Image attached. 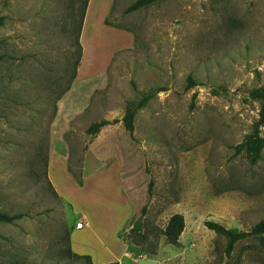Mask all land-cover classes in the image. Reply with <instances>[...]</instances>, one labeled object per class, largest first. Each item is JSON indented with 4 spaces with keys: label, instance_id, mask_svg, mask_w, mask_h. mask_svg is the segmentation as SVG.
<instances>
[{
    "label": "rangeland",
    "instance_id": "374dc122",
    "mask_svg": "<svg viewBox=\"0 0 264 264\" xmlns=\"http://www.w3.org/2000/svg\"><path fill=\"white\" fill-rule=\"evenodd\" d=\"M134 1L90 0L78 56L76 0H0V213L21 215L0 223V263L88 264L65 254L69 235L119 264H264L255 240L228 257L204 226L264 218V147L256 162L235 148L260 117L249 94L264 88V0L124 13ZM149 90L130 135L126 103ZM102 119L118 122L88 134ZM175 213L178 245L158 235Z\"/></svg>",
    "mask_w": 264,
    "mask_h": 264
},
{
    "label": "trees",
    "instance_id": "16d2710c",
    "mask_svg": "<svg viewBox=\"0 0 264 264\" xmlns=\"http://www.w3.org/2000/svg\"><path fill=\"white\" fill-rule=\"evenodd\" d=\"M79 4V19L76 22V39L75 43L78 47V56L81 54V45L79 42L80 34L85 18L86 9L88 6V0H76ZM161 0H135L132 2L129 6H127L124 9V13H130L133 11H136L138 9L147 7L148 5ZM107 24V22L105 21ZM4 24V17L0 16V26ZM1 59V55H0ZM78 59L76 60L77 63ZM75 73L72 74V77H74ZM188 85L187 88L193 87L196 85L195 81L192 80L190 77L187 78ZM156 91L149 90L147 92H144L141 97L138 100H132L127 101L126 107L124 110V115L122 117V124L124 128L128 131L130 135H132L134 131V121L135 116L138 110L145 107L147 103L154 97ZM249 96L255 100H259L261 102V109H260V117L256 124V128L254 132L249 135L244 142L238 144L235 148L237 152L242 151L243 149H246L250 152V159L252 162H256L257 159L260 157V153L262 148L264 147V138L260 137L258 134V126L264 124V88H255L253 89ZM118 120H106L102 119L99 121L92 122L88 128L87 133L94 135L98 133L103 127L116 123ZM143 212V210H142ZM20 214L16 215H9L7 213H0V223H11L15 219L20 218ZM204 226L215 232L217 235L223 237L226 241V245L224 248V253L226 256L231 257L236 245L243 241L248 239H253L257 242L258 248L262 251H264V218L260 219L257 223H255L249 230H239L237 228H227L223 226L222 224L206 220L204 221ZM185 227V221L184 217L180 213H175L170 216L166 226L161 229L158 233L159 236H164L165 241L168 244L172 245H178L179 237L181 233L183 232ZM142 230V213L141 215L133 222V232L140 233ZM157 236V235H156ZM145 240V238H144ZM67 247L65 248L64 252L68 257L84 260L88 264H92L91 258L89 255H79L77 253H74L70 246V237L67 235L66 237ZM254 245L249 244L244 247V249H250ZM150 254L155 255L156 254V243L152 249L148 251ZM136 257V256H135ZM0 264H25L20 262H6V263H0ZM105 264H118V262H110ZM237 264V262H236Z\"/></svg>",
    "mask_w": 264,
    "mask_h": 264
},
{
    "label": "crops",
    "instance_id": "0c3cea01",
    "mask_svg": "<svg viewBox=\"0 0 264 264\" xmlns=\"http://www.w3.org/2000/svg\"><path fill=\"white\" fill-rule=\"evenodd\" d=\"M89 5H90V0H89V3H88V6H87V10H86V13H85V19H84V22L86 21V17H87V14H88V8H89ZM83 22V23H84ZM87 225H88V222H87ZM70 246H71V249H72V251L74 252V253H77V254H79V255H89L90 256V258H91V262L93 263V264H105V263H110L109 262V260H107V259H104L107 255H109L108 253H109V249H107V247L106 246H104L103 248H104V250H102L101 252H100V254L98 253V252H95V253H93V252H89L90 254H81V252L82 251H77L75 248H74V246H73V244L70 242ZM126 246V245H125ZM126 251H127V247H126ZM128 254H129V252H128ZM130 256V255H129ZM104 257V258H103ZM115 262V261H114ZM118 264H119V262H118Z\"/></svg>",
    "mask_w": 264,
    "mask_h": 264
},
{
    "label": "built area",
    "instance_id": "2783aa9c",
    "mask_svg": "<svg viewBox=\"0 0 264 264\" xmlns=\"http://www.w3.org/2000/svg\"><path fill=\"white\" fill-rule=\"evenodd\" d=\"M86 225H87V222H86L85 220L83 221V219H82V220L76 222L74 227H75L76 229H82V228H84Z\"/></svg>",
    "mask_w": 264,
    "mask_h": 264
}]
</instances>
